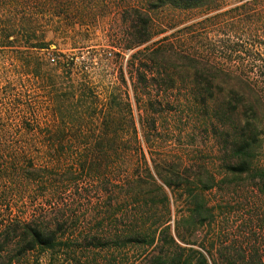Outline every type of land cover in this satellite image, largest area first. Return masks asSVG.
<instances>
[{"label":"rangeland","instance_id":"obj_1","mask_svg":"<svg viewBox=\"0 0 264 264\" xmlns=\"http://www.w3.org/2000/svg\"><path fill=\"white\" fill-rule=\"evenodd\" d=\"M50 2L54 5L52 9H49ZM142 3V0H0L3 9L0 12V36L17 39L13 48L0 47V160L11 157L12 162L15 161L12 179L0 183L3 191L0 194V232L2 226L11 221L26 222L45 212L59 214L62 207L72 213V221L67 227H86L93 221L94 210L102 204L101 196L95 192L99 187L95 181L84 177H80L78 189L84 192L85 197H76L75 190L71 188L60 190L57 200L62 205L56 208L52 207L54 200L38 199L37 195L30 193L22 180L23 167H28L30 160L34 159L42 167L45 165L41 140L25 130V124L37 126L38 122L45 121V114L40 113L45 93L33 77L17 71L13 73L16 64L12 57H37L48 64L52 58L67 54L70 59L75 58L78 65L83 61H96L98 74H93L98 91L104 93L109 85H116L126 94L125 99L131 104L135 116L136 130L127 120H120L114 129L124 139L111 146L101 160L102 168L109 167L105 172L111 194L106 196L114 201V205L119 198L115 191L123 189L131 177H139L145 201H149V206H142L144 220L148 227L153 223L154 228L159 227L156 230L158 240L150 248L123 247L121 242L115 244L112 240L106 251L83 250L80 256L97 257L108 264H147L148 259L161 249L168 254L179 253L174 245L159 244L163 236L162 227L167 222L177 245L196 251L185 252L184 260L191 257L197 262L200 252L210 264L240 263L243 258L248 262H264V194L253 192L248 179L234 182V177L230 176L220 184L224 178L222 167L226 156L223 141L227 138L233 142L231 136L234 132L216 117L210 120V112L200 109L196 115L192 111L190 88L194 79L190 77L186 62L181 59L182 55L192 56L210 67L233 72L234 67L246 66L247 63H240L237 57H244L248 48L264 54V0H216L210 6L197 10L166 7L152 12L153 40L126 52L122 49L129 44L125 37L129 24H124V16L128 15L124 7L129 4L142 6ZM59 5L68 7V12ZM40 11L43 15L38 16L39 21L34 28L38 35H46L47 40H54L55 44L43 51L28 50L23 38L35 32L29 29L30 18L23 20V17ZM54 13L59 16H53ZM249 40L260 42L256 47H248L246 42ZM236 43H242L243 50L234 54V50H240ZM157 46H163L162 49L169 53L173 51L176 56L168 64L160 61L149 63L154 70L155 81L149 77L147 81H138L135 68L128 60L146 47ZM99 59L105 61L103 65H97ZM140 64L143 65L141 62L134 65L139 67ZM79 66L74 77L83 73ZM226 81L234 85V80ZM18 104H24L28 110ZM207 120L211 123L206 124ZM94 127L97 130L98 127ZM135 134L139 144H132ZM79 147H75L78 153H84V148ZM256 154V165L264 166V141ZM19 158L25 159L24 165L18 163ZM67 162L69 165L72 163ZM203 168L209 170L219 183L213 191L205 193V199L214 208L215 223L188 230L182 223L188 213L186 194L182 190L167 189L168 200L163 199L150 185L154 184L151 176L161 185L159 173L166 175L168 171L177 169L189 181H195L196 173ZM51 179L58 177L55 175ZM125 200L124 197L120 199L119 205L123 210L104 224L115 233L132 225L133 214L124 204ZM163 239L168 240V236ZM64 255L52 257L54 264H76L72 253L69 257ZM49 259V256H44L42 264H49ZM32 261L31 264H36L35 260ZM81 264L98 263L83 259Z\"/></svg>","mask_w":264,"mask_h":264},{"label":"trees","instance_id":"obj_2","mask_svg":"<svg viewBox=\"0 0 264 264\" xmlns=\"http://www.w3.org/2000/svg\"><path fill=\"white\" fill-rule=\"evenodd\" d=\"M215 1L142 0V6L127 5L124 7L128 14L124 16V24H129L125 33L129 44L126 49L122 50L130 52L153 40L152 12L166 7L182 11L197 10L208 7ZM49 4V9H52L53 3ZM60 7L63 11L68 12L69 10L68 7ZM43 10L45 11V8ZM0 12H3L1 7ZM12 13L10 11V14ZM39 15H43L42 11L31 13L28 17L23 15V20L30 18L29 29L35 32L23 38L28 50L43 51L55 44L54 40L48 41L46 35H38L34 28L37 27ZM52 15L59 16L55 13ZM15 40L17 39L9 36H0V47L13 48ZM259 42L249 40L246 45L256 47ZM242 46V43H236V47L240 50H234V54L241 52ZM162 47H146L143 51L134 53L128 60L132 68H135L138 81H147L148 77L152 81L156 80L154 70L151 69L149 63L160 61L168 64L174 59L176 53L173 51L169 53ZM244 55L237 59L242 64L247 63L246 66L234 67L233 72L210 67L207 63L192 56L182 55L181 59L186 62L190 77L194 79L192 88H190L192 111L196 112V115L200 109H203L205 113L210 112V117H208L210 120L216 117L234 132L231 136L233 142L227 138L223 141L226 156L223 158L222 167L224 178L220 184L230 176L234 177V182L238 179H248L253 192L264 194V166H258L255 162L256 153L261 149L264 141V54L248 48ZM69 57L67 54H61L57 58H52V61H48V64L37 57H12L16 64L13 73L17 71L33 77L45 93V103L40 110V113L46 116L45 121L38 122L37 126L25 124L27 133L41 140L40 145L44 153L42 162L45 165L42 167L32 159L29 161V166L25 167L24 158H19L18 163L24 165L22 180L28 185L30 193L37 195L38 199L54 200L52 207L60 206L57 193L63 189H74L76 197H85L84 192L78 189L80 177L95 181L96 187H99L95 192L101 196L99 199L102 204L99 209H93V221L86 227H67L72 221V213L64 207L60 209L62 212L60 211L59 214L58 212L53 214L45 212L26 222L11 221L3 225V230L0 232V264H31L32 260V263L35 260L36 264H42L44 256H49V264H54L52 257L61 256L62 253L65 257H69L72 253L76 264H81L83 259L86 262L108 264L97 257H82L81 252L83 250L104 252L109 248L112 240H115L113 241L116 242L115 244L121 242L123 247L135 248H150L158 240L156 230L159 227L154 228V223L148 227L142 214V206L143 208L149 206V201H145L142 191L143 183L139 177L136 179L131 177L124 183L123 189L115 191L119 198L114 205V201L106 196L111 194L105 172L109 167L105 166L103 169L101 160L106 157V153H109L111 146L124 139L114 132L120 120L129 121L136 130L131 104L127 102V98L125 99L126 94L121 91L120 87L116 88V85H109L107 92L98 91L94 85L93 72L98 74L95 60L83 61L79 66L75 63V58L70 59ZM104 62L99 59L97 65H103ZM139 62L143 65L136 67L134 64ZM77 66L82 69L83 73L74 77L79 72ZM226 79L234 80V85ZM123 82L125 83L124 80ZM18 105L28 110L24 104ZM209 123L211 122L207 120L206 124ZM94 126L98 127L97 130ZM135 135L132 144H139L137 134ZM119 145L121 146V143ZM78 146L84 148V153H78L75 149ZM11 159L7 157L0 160V183L12 179L11 171L15 170V161L12 162L13 159ZM67 161H72L71 165ZM156 168L159 170V166ZM180 168H182L181 165ZM55 175L58 179L52 180L51 177ZM159 175L161 185H158L154 177L149 174L154 183L150 185L159 191L163 199L168 200L167 189L182 190L186 194L188 213L182 223L188 227V230L192 227L197 228L215 223L214 208L205 199V193L213 191L219 183L209 170L203 168L197 172L195 181H189L177 169L168 171L166 175L161 173ZM1 192L3 191L0 189V194ZM123 197L126 199L124 204L130 207L133 214L132 225L115 233L104 227V224L123 210L119 205ZM151 202L154 204L155 201L151 199ZM167 224L165 222L162 227L163 236L159 244L165 242L171 246L174 245L180 252L168 254L161 249L148 259L147 264H210L207 257L200 252H198L200 259L197 262H194L191 257L184 260L185 252L194 253L196 251L192 248L183 249L177 245L175 237L170 233L171 228ZM165 236H168V240L163 239ZM34 256H36L35 259ZM245 260L243 258L240 263L235 261L234 264H264L260 260L256 262Z\"/></svg>","mask_w":264,"mask_h":264}]
</instances>
